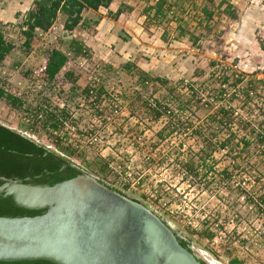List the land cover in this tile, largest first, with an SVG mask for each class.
<instances>
[{
    "label": "rangeland",
    "instance_id": "obj_1",
    "mask_svg": "<svg viewBox=\"0 0 264 264\" xmlns=\"http://www.w3.org/2000/svg\"><path fill=\"white\" fill-rule=\"evenodd\" d=\"M148 2H132L136 17L147 20L138 8ZM241 2L250 9L239 8ZM203 6V16L212 21L199 31V51L187 43L144 85L123 71H106L87 53L67 54V63L51 82L38 73L50 50L66 54L67 42L89 38L95 26L91 15L78 27L79 34L69 32L61 44L66 17L59 12L54 22L59 29L34 37L30 56L25 54L23 18L8 28L9 22L0 21V33L13 46L0 64L1 85L14 98L0 99V125L141 201L205 264L233 259L264 264V33L261 41L254 28L242 29L243 15L252 14L253 7L262 10L264 0H203ZM261 24L256 31L264 30ZM95 77L100 92L109 91L125 106L115 122L99 118L86 98L83 88ZM235 79H240L236 85ZM58 114L65 124L53 122ZM98 128L101 147H73L78 137L71 133ZM106 158L115 168L125 165L122 176L142 173L143 184H124Z\"/></svg>",
    "mask_w": 264,
    "mask_h": 264
},
{
    "label": "water",
    "instance_id": "obj_2",
    "mask_svg": "<svg viewBox=\"0 0 264 264\" xmlns=\"http://www.w3.org/2000/svg\"><path fill=\"white\" fill-rule=\"evenodd\" d=\"M0 195L35 216H0V262L205 264L141 201L85 172L54 185L5 179Z\"/></svg>",
    "mask_w": 264,
    "mask_h": 264
},
{
    "label": "crops",
    "instance_id": "obj_3",
    "mask_svg": "<svg viewBox=\"0 0 264 264\" xmlns=\"http://www.w3.org/2000/svg\"><path fill=\"white\" fill-rule=\"evenodd\" d=\"M34 1L0 0V21L9 22L6 24V28L15 26V21L18 18L25 19L26 13L33 7ZM133 1L136 2V0H112L106 8L100 7L97 10L85 9L81 13L82 19L79 25L70 31H76L79 34L78 27L84 21L86 15H91L88 19L95 22V26L91 25L93 28L89 38H79V40L76 38L75 40L84 46L89 56L101 62L106 71H123L133 78H137L135 72L140 70L152 76L155 72L160 71L161 68H167L169 61L177 56L181 49H186L185 45L187 43H193L194 47L192 50L195 52L199 51L198 43L202 40L199 31L206 23L212 21L205 18L201 12L205 9V6L202 7L203 0H195L194 2L187 0H154L152 3L148 0L149 2L143 10L138 8L140 14H143V16L148 15L146 16L147 20L136 17L135 10H137V7L133 6ZM141 1L138 0L139 3ZM159 2H162V5L158 9L157 4ZM243 5L241 2L238 7L243 9ZM193 6H197L198 11H195ZM256 8H252V14L243 15L244 24L242 29L251 31L254 28L253 31L255 30L256 38H258L259 32L256 31V25L259 23L264 25V8H261L262 10H259V7L257 10ZM245 9H250V7H245ZM119 10L120 13L117 14ZM100 13H103V15ZM212 14L207 12V16L210 15L211 17ZM235 16H233V19L237 22L238 19ZM142 21H144L145 26L140 25ZM17 23L21 24V21ZM55 24L46 32L36 31L35 38L54 33L55 30L59 29ZM164 24L168 25L167 29L162 27ZM235 25L237 27V24ZM233 29L235 30L236 28ZM68 33L65 30L61 32L64 44L68 41L69 37L65 38ZM238 34L241 36V32ZM84 36L87 37V34ZM166 37L169 38L168 42L164 40L167 39ZM69 53L72 54L67 52L66 55ZM25 54L30 56L31 51L27 49ZM120 63L122 65L119 66L121 68L118 70L117 67ZM126 63L132 64V72H127L124 68ZM83 90L87 94L88 89L83 88ZM54 118L62 120V114L55 115Z\"/></svg>",
    "mask_w": 264,
    "mask_h": 264
},
{
    "label": "trees",
    "instance_id": "obj_4",
    "mask_svg": "<svg viewBox=\"0 0 264 264\" xmlns=\"http://www.w3.org/2000/svg\"><path fill=\"white\" fill-rule=\"evenodd\" d=\"M112 0H35L33 7L26 13L21 26L24 27L25 48L29 49L35 32L49 30L58 13H63L66 17L64 30L72 31L81 22V13L85 9L97 10L100 7H108ZM162 2L157 4L159 9ZM120 13V10L117 14ZM263 31H259L258 38H262ZM62 39V36L60 40ZM62 41V40H61ZM263 41V40H261ZM67 52L75 55H85L86 50L79 41L72 39L67 42ZM64 44V41L61 42ZM13 46L4 40L0 33V64L12 50ZM67 63V55L62 50L55 48L48 52L46 59L38 67V73L48 82L55 79L57 74ZM130 63H126L124 68L127 72H132ZM136 76L141 85L150 81L149 73L137 70ZM228 78H224L226 81ZM163 84L166 82L160 80ZM234 85L240 82L235 79ZM88 91V90H87ZM220 94L223 90H219ZM248 95V94H246ZM0 99L14 100V98L5 92L1 85L0 78ZM159 113V112H157ZM53 122L57 120L53 117ZM60 121V120H59ZM60 140V139H59ZM79 174V170L66 162L62 157L39 146L26 136L20 135L15 131L0 125V184L4 180L1 178L18 179L25 184L36 185H54L66 179L73 178ZM44 210L26 209L17 206L10 196L0 195V216H35L40 215ZM182 246L187 247L183 240H179ZM53 264L45 260H25L15 262H0V264ZM204 263V262H203ZM230 264H243L239 260L233 259Z\"/></svg>",
    "mask_w": 264,
    "mask_h": 264
},
{
    "label": "built area",
    "instance_id": "obj_5",
    "mask_svg": "<svg viewBox=\"0 0 264 264\" xmlns=\"http://www.w3.org/2000/svg\"><path fill=\"white\" fill-rule=\"evenodd\" d=\"M24 29V27H23ZM41 35V34H40ZM99 77H95L93 78L91 84H89L87 86V100L90 103V106L92 107V110L97 109L98 113H99V118L105 119L108 122H115L116 120H118V118H121L123 115V108H125V106H123L122 101L120 100L119 97H115V96H110L109 91L108 92H100L99 88H100V82H99ZM107 105V109L105 108V106ZM155 111H160L159 110V106L156 102L151 101L149 104ZM70 116L72 118L75 117V115H72L70 113ZM130 118V117H129ZM63 121L62 123H66V120H60ZM74 129V128H72ZM72 136H77L78 139L76 140V142L73 144V147L77 150H81L83 147L85 146H92V147H101L102 143H103V136H102V131L100 130V128L98 129H91L90 131H83L81 133L78 132H73L71 133ZM80 138H83L82 140H80ZM62 139V138H61ZM65 138L63 137V140ZM67 140V139H65ZM106 164L108 165L109 168L114 169L116 171V173H118V175L120 176V180L124 183V184H129L132 187L135 186H140L141 184H143V174L139 173L136 175L137 176H131L130 173L127 174V178L125 176H122V172H123V168L124 166H118L117 168L113 167L112 163L109 162V159L106 158ZM122 167V168H121Z\"/></svg>",
    "mask_w": 264,
    "mask_h": 264
},
{
    "label": "flooded vegetation",
    "instance_id": "obj_6",
    "mask_svg": "<svg viewBox=\"0 0 264 264\" xmlns=\"http://www.w3.org/2000/svg\"><path fill=\"white\" fill-rule=\"evenodd\" d=\"M2 180H3V178H1ZM5 179H7V178H5ZM8 179H11V178H8ZM18 180V179H17ZM178 240H180L179 238H178ZM180 242V241H179ZM181 243V242H180ZM187 248H188V246H187ZM25 264V263H24Z\"/></svg>",
    "mask_w": 264,
    "mask_h": 264
}]
</instances>
